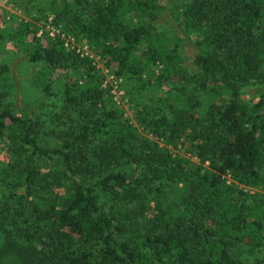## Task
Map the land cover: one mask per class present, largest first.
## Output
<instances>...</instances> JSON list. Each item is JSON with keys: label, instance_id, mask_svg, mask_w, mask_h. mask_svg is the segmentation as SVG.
Listing matches in <instances>:
<instances>
[{"label": "trees", "instance_id": "obj_1", "mask_svg": "<svg viewBox=\"0 0 264 264\" xmlns=\"http://www.w3.org/2000/svg\"><path fill=\"white\" fill-rule=\"evenodd\" d=\"M6 4L26 20L0 10V53L53 102L45 125L0 87V264H264V0ZM48 15L58 33L37 36Z\"/></svg>", "mask_w": 264, "mask_h": 264}, {"label": "rangeland", "instance_id": "obj_2", "mask_svg": "<svg viewBox=\"0 0 264 264\" xmlns=\"http://www.w3.org/2000/svg\"><path fill=\"white\" fill-rule=\"evenodd\" d=\"M6 3L7 0H0V10L12 12L17 16V19L26 20L21 10L17 9L14 6L7 5ZM166 6L169 8L171 6V2H166ZM6 20L7 19H5V21ZM44 21L38 22L39 27L36 32L37 36H39L42 32H46V35L49 36V31H52L50 30L51 17L48 15ZM156 27L158 30L163 31L166 36L168 35L176 41L180 67L185 72H190V62L194 51L193 47L187 41V39H185L182 34L174 28L169 12L165 11L164 15L162 16L160 22ZM54 33L55 32H53V34ZM0 59L5 65V67L3 68V74L0 75V87H4V89L7 90L6 98L12 104L14 110L26 116H37L39 120L43 121L44 124L47 125L49 123L50 118L49 104L53 102V98L48 97L47 95L41 92V85L37 83L38 80L34 75L35 73H33L34 69L30 68L24 56H19L15 52L14 48L7 42L3 45L1 49ZM97 63L100 65L98 61ZM117 80V83L121 81L119 77L117 78ZM151 81H153V79H151ZM256 86L257 85H248L242 89L241 93L243 95L244 100H249L251 97L254 96ZM146 91L150 94L152 99L157 93H160L159 89H155L149 86L146 87ZM118 104L123 105L124 115L130 118V120H132L133 109L130 106L129 102H126V98L120 97Z\"/></svg>", "mask_w": 264, "mask_h": 264}, {"label": "built area", "instance_id": "obj_3", "mask_svg": "<svg viewBox=\"0 0 264 264\" xmlns=\"http://www.w3.org/2000/svg\"><path fill=\"white\" fill-rule=\"evenodd\" d=\"M50 30H52V31H49V36H51L53 34V32H55L56 34L58 33L57 30H54V29H51V28H50ZM58 35L60 37H62V34H58ZM69 41H70V46H69L70 49L74 47L75 48L74 49L75 52H78L80 55L81 54H86V55H88V57H91V55L88 53V51L86 50V48H85L84 45H81L80 46L77 43H74L73 40H72V38H70ZM67 42L68 41L65 40L64 45H67ZM93 63H94V66L96 68H100V65L97 63V58H93ZM101 70L106 75L105 81H108L110 83V93L112 95V99L115 101V103L118 104L119 103V99H120V97L122 95L121 89H119L118 86H117L118 80L117 79L116 80H113L112 79L113 76L111 74L107 73V70L106 69L101 68Z\"/></svg>", "mask_w": 264, "mask_h": 264}]
</instances>
